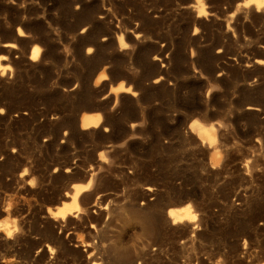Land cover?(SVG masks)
Instances as JSON below:
<instances>
[{"label": "rangeland", "instance_id": "obj_1", "mask_svg": "<svg viewBox=\"0 0 264 264\" xmlns=\"http://www.w3.org/2000/svg\"><path fill=\"white\" fill-rule=\"evenodd\" d=\"M243 1L0 0V221L19 229L0 264H264V9ZM186 203L197 220L173 224Z\"/></svg>", "mask_w": 264, "mask_h": 264}, {"label": "clouds", "instance_id": "obj_2", "mask_svg": "<svg viewBox=\"0 0 264 264\" xmlns=\"http://www.w3.org/2000/svg\"><path fill=\"white\" fill-rule=\"evenodd\" d=\"M246 4L249 6H251L252 4H255L257 11L264 9V0H246ZM198 9H199V15L200 16H207L206 5L204 3V0H199ZM20 35L23 36L24 33L21 31ZM120 41L122 44V41H124V38L120 37ZM123 44H124V46H123L124 48L128 47L127 44H125V43H123ZM90 50L92 51V49L89 48L88 52H91ZM40 51H41V49L39 47H37L35 53H32V59L33 60H35L39 56ZM34 56L36 58H34ZM0 59H4V57H0ZM7 71H8V69L4 68L3 73H0V74H4ZM105 78L106 77H102L101 79H105ZM96 83H97V81H96ZM113 90H114V92H120L122 90H125V86L123 83H121L118 88H113L112 91ZM127 91H131V89H127ZM100 121H101V117L98 115L92 120V123L95 124L96 126H99ZM217 123H219V122L217 121ZM88 126L89 125L87 123L84 125L85 128H87ZM221 127H223V125H221ZM191 129L198 132L199 136L204 140L205 143H209L211 146H215L218 143L217 135H216L217 128L215 127V125H212L210 127H205L199 120H196L191 124ZM106 131H107V129H106ZM219 156H220V152H219V150H217L212 156L213 168L218 166ZM82 191H83V188L78 185L77 186V195H79L80 192H82ZM77 209H78V206L76 205V203L74 201L72 204L65 205L64 208L60 209L59 212L54 213V215L57 217H63L68 212H71V211H74ZM171 215L176 217L178 221H183L185 219H187L189 221H196L197 220V215L193 214V209H192L191 204H189L188 207L183 209L182 215H179L176 211H173L171 213ZM0 231H4L7 235V237L11 238V237H13L14 232L19 231V229L17 228L16 222L14 220L9 222L8 219H3L2 221H0Z\"/></svg>", "mask_w": 264, "mask_h": 264}, {"label": "bare ground", "instance_id": "obj_3", "mask_svg": "<svg viewBox=\"0 0 264 264\" xmlns=\"http://www.w3.org/2000/svg\"><path fill=\"white\" fill-rule=\"evenodd\" d=\"M198 3H199V0H197V4L195 5V7L197 8V10H198V15H199V9H198ZM241 5L242 6H244V7H246V8H251V7H254V8H256V5L255 4H252L251 6H249V5H247L246 4V0H244L242 3H241ZM257 9V8H256ZM200 16V15H199ZM21 32V31H20ZM120 37H123V36H120ZM124 38V37H123ZM119 42H120V46L122 47V48H124L123 46H122V44H121V41H120V38H119ZM123 43H125V44H127V42L125 41V39H124V41H123ZM10 44H8V46H9ZM37 47H39L38 45H34L33 46V48L31 49V52H30V57L32 58V53H33V51L37 48ZM40 48V47H39ZM258 62H260V63H264V60L263 59H259V60H257ZM4 68H9V65H7V64H1L0 63V70L1 71H3L4 70ZM103 76H105V75H103ZM123 83V82H122ZM121 84V83H120ZM119 84V85H120ZM124 84V83H123ZM119 85L116 87V88H118L119 87ZM124 86H125V84H124ZM127 89H131V91H127ZM122 91H125V92H129V93H133V91H132V88H131V86H125V90H122ZM100 116L101 117V119H102V115L100 114V113H93V112H90V113H86V114H83V116L81 117V126H82V128H85L84 127V125L87 123L89 126L87 127V128H91V127H97L95 124H93L92 123V120L96 117V116ZM101 122V121H100ZM193 123V122H192ZM191 123V124H192ZM202 123V122H201ZM205 127H210V126H212V125H206V124H204V123H202ZM197 134H198V137L202 140V141H204L200 136H199V133L197 132ZM217 135V134H216ZM209 144V143H208ZM210 145V144H209ZM211 146V145H210ZM211 147H213V146H211ZM217 151V147L215 148V150H214V153ZM103 160V159H102ZM91 185L90 187H88V185ZM81 186L82 188H83V191L82 192H80V194L79 195H77V187H75V186ZM92 186H93V180L91 179V180H89L88 181V183H86L85 185H80V184H74L73 185V192L72 193H66L65 194V197L66 198H69L70 199V201L69 202H64L63 203V205L61 206V207H59L58 209H57V211L55 212V213H57V212H59L60 211V209H62V208H64L65 207V205H69V204H72L74 201H75V203H76V205L78 206V209L77 210H74V211H71V212H68L65 216H63V217H57V218H62V219H65V218H67L69 215H71V214H74V212L76 211H78V210H80V195L83 193V192H85V191H89L91 188H92ZM148 190L151 192L152 191V188L151 187H149L148 188ZM190 203H186V204H183V205H177V206H172V207H170L169 209H168V211H167V215H168V218H170L171 219V221H172V223L173 224H177V223H179V222H185V221H188V222H193V221H189V220H187V219H185V220H183V221H178L177 220V218L176 217H174V216H172L171 215V213L173 212V211H176L179 215H182L183 214V209H185L186 207H188V205H189ZM192 209H193V207H192ZM193 214H195L194 213V210H193ZM196 215V214H195ZM149 225V223H146V222H143L142 223V226H148ZM245 248H246V243H245ZM217 264H220L219 262L217 263Z\"/></svg>", "mask_w": 264, "mask_h": 264}, {"label": "snow or ice", "instance_id": "obj_4", "mask_svg": "<svg viewBox=\"0 0 264 264\" xmlns=\"http://www.w3.org/2000/svg\"><path fill=\"white\" fill-rule=\"evenodd\" d=\"M122 46H124V44H123V41H122ZM35 51H36V49L33 51V53H35ZM91 51V50H90ZM34 58H36L35 56H34ZM5 59V58H4ZM102 77H104L103 75H101L100 76V78L97 80V83L99 84L100 83V81L101 80H104V79H101ZM114 91V90H113ZM100 158L101 159H104L105 157H104V153H100ZM91 185L89 184L88 185V187H90ZM75 187H77V186H75Z\"/></svg>", "mask_w": 264, "mask_h": 264}]
</instances>
